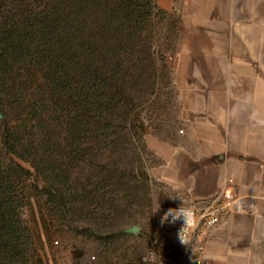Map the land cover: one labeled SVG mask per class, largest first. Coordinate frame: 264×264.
<instances>
[{
  "label": "rangeland",
  "instance_id": "obj_1",
  "mask_svg": "<svg viewBox=\"0 0 264 264\" xmlns=\"http://www.w3.org/2000/svg\"><path fill=\"white\" fill-rule=\"evenodd\" d=\"M168 1L156 0L154 24L136 39L134 60L99 99L85 107L67 97L56 103L36 70L22 79L17 97L5 99V164L40 174L64 201L43 208L45 182L21 172L33 235L29 264H191L194 233L186 245L179 220L169 222L178 190L167 187L163 173L171 163L188 164L181 148L189 144L185 116L194 93L180 84L198 77L175 72L185 27L161 6ZM7 142L20 156L7 152Z\"/></svg>",
  "mask_w": 264,
  "mask_h": 264
},
{
  "label": "crops",
  "instance_id": "obj_2",
  "mask_svg": "<svg viewBox=\"0 0 264 264\" xmlns=\"http://www.w3.org/2000/svg\"><path fill=\"white\" fill-rule=\"evenodd\" d=\"M176 1L161 3L185 27L175 72L198 79L180 84L194 101L186 107L189 144L181 148L188 164L171 163L163 173L178 190L170 202L201 212L225 189L248 197L250 210L197 227L191 264H264V0Z\"/></svg>",
  "mask_w": 264,
  "mask_h": 264
},
{
  "label": "trees",
  "instance_id": "obj_3",
  "mask_svg": "<svg viewBox=\"0 0 264 264\" xmlns=\"http://www.w3.org/2000/svg\"><path fill=\"white\" fill-rule=\"evenodd\" d=\"M157 8L156 0H0L1 114L5 99L18 96L33 70L42 74L56 103L67 97L85 107L99 99L131 65L136 39L153 26ZM6 146L20 156L15 143ZM1 150L0 264H29L33 235L21 172L45 182L43 208L51 211L64 201L40 174L19 163L6 165Z\"/></svg>",
  "mask_w": 264,
  "mask_h": 264
},
{
  "label": "built area",
  "instance_id": "obj_4",
  "mask_svg": "<svg viewBox=\"0 0 264 264\" xmlns=\"http://www.w3.org/2000/svg\"><path fill=\"white\" fill-rule=\"evenodd\" d=\"M252 208L251 200L236 193L232 189H225L220 200L208 204L206 208L198 212L194 208H181L169 211L168 220H179V235L181 242L188 245L192 234L202 224L205 227H214L220 223L223 212L243 213ZM57 243V242H56ZM47 264H53L51 261ZM192 264H208L204 260L195 259Z\"/></svg>",
  "mask_w": 264,
  "mask_h": 264
},
{
  "label": "water",
  "instance_id": "obj_5",
  "mask_svg": "<svg viewBox=\"0 0 264 264\" xmlns=\"http://www.w3.org/2000/svg\"><path fill=\"white\" fill-rule=\"evenodd\" d=\"M0 117H2L1 113H0ZM139 229L140 228L138 226H134L129 231L136 234V233H138Z\"/></svg>",
  "mask_w": 264,
  "mask_h": 264
}]
</instances>
